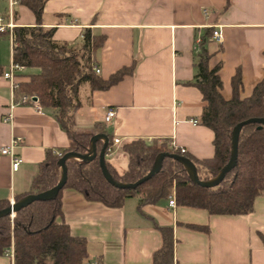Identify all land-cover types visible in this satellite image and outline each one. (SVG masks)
Wrapping results in <instances>:
<instances>
[{"label": "crops", "instance_id": "obj_1", "mask_svg": "<svg viewBox=\"0 0 264 264\" xmlns=\"http://www.w3.org/2000/svg\"><path fill=\"white\" fill-rule=\"evenodd\" d=\"M16 1L15 27L34 25V13ZM9 9L10 0H0V16L6 21ZM42 23L56 27V40L77 49L86 28L104 34L95 63L104 78L135 64L132 73L108 89L91 91L83 83L81 105L75 112L79 132L110 137L112 149L106 161L120 174L129 162L122 147L137 138L168 139L170 146L183 148L197 159L213 156V131L194 122L206 102L189 83L197 72L199 42L207 28L222 31V41L211 38L207 46L212 53L210 66L222 62L226 98L231 97V79L238 67L242 96L249 95L264 77V0H47ZM13 48L9 33L0 32V199L10 201L30 189L48 149L59 151L70 144L53 107L37 109L19 103L12 120H4L13 96L4 77L14 60ZM38 71L24 67L19 75ZM22 79L26 76L17 78ZM109 107L116 115L107 121ZM12 137L21 138L15 151L23 162L17 170L12 169L11 157L1 153ZM115 138L121 142L116 144ZM103 143L100 138L98 149ZM169 197L140 209L141 197L131 196L123 206L110 207L64 188L62 208L72 233L88 240L87 264H153V253L162 245L155 223L173 226V264H264V196L255 200L253 211L241 215L172 206ZM0 264H13V259L0 255Z\"/></svg>", "mask_w": 264, "mask_h": 264}, {"label": "trees", "instance_id": "obj_2", "mask_svg": "<svg viewBox=\"0 0 264 264\" xmlns=\"http://www.w3.org/2000/svg\"><path fill=\"white\" fill-rule=\"evenodd\" d=\"M47 0H20L36 17L34 25H18L14 28L13 58L25 68H38L35 73L20 74L26 79L18 80L15 100L29 95L43 107L56 109V117L69 136L66 148L48 149L40 163L30 189L17 194L19 201L28 194L39 193L55 186L61 177L59 159L68 151L81 154L89 152L93 134L76 129L75 112L81 105L79 91L88 83L91 91L105 90L132 73L134 65L124 66L108 78L96 72V53L105 42L104 34H96L91 28L83 33L79 49L68 42L54 38L56 27L42 23ZM18 17V14L15 15ZM209 27L199 42L195 61L197 72L190 84L202 93L206 104L199 122L213 131L214 154L197 159L182 149L170 146L168 139H133L123 145L129 162L120 174L106 161L113 178L121 182H135L152 168L162 152L178 153L190 157L196 164L201 180L214 178L231 157L234 127L251 117L264 118V77L252 92L242 96V70L236 69L231 79L232 94H223L220 76L222 62L210 66L212 53L207 42L213 36ZM223 47H219V51ZM18 75V77L20 76ZM112 147L110 140L108 148ZM102 147L99 146L100 150ZM67 181L58 195L52 199L35 200L19 209L13 217H0V255L13 247V264H87L88 240L72 233L64 219L62 192L72 188L90 201L102 202L110 207L123 206L126 198L140 196L139 208L144 204L157 203L175 194L180 206L201 208L215 215H241L254 210L255 200L264 196V124H245L240 133L236 166L216 186L206 187L195 183L186 167L177 159L166 156L161 170L134 189H122L106 180L99 155L92 160L67 159ZM10 199H0V210L10 206ZM196 229L202 225L189 224ZM156 228L162 235V245L153 253V264L174 263V230L170 225Z\"/></svg>", "mask_w": 264, "mask_h": 264}, {"label": "water", "instance_id": "obj_3", "mask_svg": "<svg viewBox=\"0 0 264 264\" xmlns=\"http://www.w3.org/2000/svg\"><path fill=\"white\" fill-rule=\"evenodd\" d=\"M36 100V98H34ZM251 122H258L261 124H264V118L261 117H251L246 120H243L239 122L233 129V135H232V151H231V157L227 164L220 170V172L212 179L209 180H201L198 174V169L195 164V162L188 156L178 154V153H169V152H162L160 153L151 170L142 178L135 182H121L117 181L113 178L111 172L108 169L107 163H106V150L110 142V137L105 134V133H97L92 136L91 139V148L89 152L85 154L78 153L76 151H68L66 152L60 159H59V165L61 169V177L59 182L53 186L50 189H47L45 191L39 192V193H32L28 194L24 198H22L19 201H15L13 205H10L4 209L0 210V217L4 215H11L13 217L15 213L21 209L22 207L27 206L31 202L35 200H47V199H52L56 197L59 193V191L64 187L67 181V159L69 158H78L82 160H92L96 156L99 155L100 157V164L102 168V172L106 178L107 181H109L111 184L118 188L122 189H134L138 187L140 184L145 182L146 180L150 179L153 177L155 174H157L162 166H163V161L166 156L173 157L177 160H179L187 169L189 172L191 179L202 186L206 187H213L218 185L223 178L226 176V174L231 171L237 163V158H238V147H239V139H240V133L245 124L251 123ZM100 138L104 139L103 146L100 150H98L97 147V142Z\"/></svg>", "mask_w": 264, "mask_h": 264}, {"label": "built area", "instance_id": "obj_4", "mask_svg": "<svg viewBox=\"0 0 264 264\" xmlns=\"http://www.w3.org/2000/svg\"><path fill=\"white\" fill-rule=\"evenodd\" d=\"M17 3L16 0H10V9L8 12V21L5 20L4 16H0V32H8L9 35L12 37V39L14 40L15 37V33H14V28H15V23H14V8L13 6ZM213 40L221 42L222 41V31L220 28H215L213 31V36H212ZM24 68L23 65H21L20 63L16 62L15 60H13L9 66V68L4 72V77L9 80L11 87H12V92H13V96H12V100H11V104L9 107V111L7 113V115L4 117L5 121H11L13 118V109L15 108V106L19 103H23V104H30L32 106H34L37 109H41L42 106L40 103H38L36 100H34L31 96L29 95H23L20 101H16L15 100V91L18 85V75L19 72ZM95 70L96 72H100V68L95 66ZM116 115V110L112 107H109L107 112H106V116L105 119L107 121L112 120ZM195 123H198V120H194ZM21 142V138L20 137H12L9 144L4 145L1 147V153L5 154V155H9L12 159V169L13 170H17L21 163L23 162V158L18 156L16 154L15 148L16 146ZM114 142L116 144H119L121 141L119 138H115ZM112 147L108 148L106 150V153L111 152ZM182 151L184 152L185 149L182 148ZM170 204L172 206H176V198H175V194L173 193L172 195H170ZM15 203V200L12 199L10 205H13ZM8 255H10L13 259L14 257V249L13 247L8 251L7 253Z\"/></svg>", "mask_w": 264, "mask_h": 264}]
</instances>
